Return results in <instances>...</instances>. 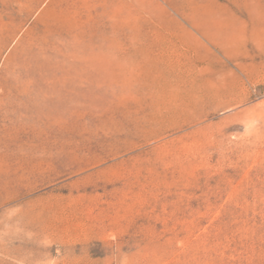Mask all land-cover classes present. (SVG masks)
I'll use <instances>...</instances> for the list:
<instances>
[{
	"label": "rangeland",
	"instance_id": "374dc122",
	"mask_svg": "<svg viewBox=\"0 0 264 264\" xmlns=\"http://www.w3.org/2000/svg\"><path fill=\"white\" fill-rule=\"evenodd\" d=\"M0 264H264V0H0Z\"/></svg>",
	"mask_w": 264,
	"mask_h": 264
}]
</instances>
